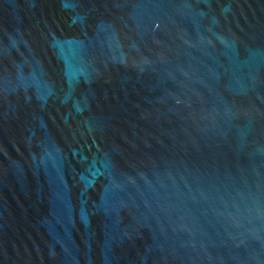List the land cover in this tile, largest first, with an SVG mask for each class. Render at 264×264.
Segmentation results:
<instances>
[{"label": "water", "instance_id": "water-1", "mask_svg": "<svg viewBox=\"0 0 264 264\" xmlns=\"http://www.w3.org/2000/svg\"><path fill=\"white\" fill-rule=\"evenodd\" d=\"M0 264H264V0H0Z\"/></svg>", "mask_w": 264, "mask_h": 264}]
</instances>
